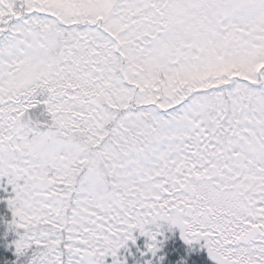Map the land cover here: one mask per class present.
Segmentation results:
<instances>
[{"label":"snow or ice","instance_id":"obj_1","mask_svg":"<svg viewBox=\"0 0 264 264\" xmlns=\"http://www.w3.org/2000/svg\"><path fill=\"white\" fill-rule=\"evenodd\" d=\"M194 245L264 264V0H0V264Z\"/></svg>","mask_w":264,"mask_h":264},{"label":"trees","instance_id":"obj_2","mask_svg":"<svg viewBox=\"0 0 264 264\" xmlns=\"http://www.w3.org/2000/svg\"><path fill=\"white\" fill-rule=\"evenodd\" d=\"M170 238L171 240H174L177 245L181 244L178 230H173V233L170 234ZM194 247L198 249V256L201 260V264H212V261L207 257L206 249L200 248L199 245H194ZM120 252L123 256L125 257L128 256V252L125 249H121ZM136 255L139 256V253H136ZM128 259H129V264H132V257H128ZM107 260H108V264H110V258H107Z\"/></svg>","mask_w":264,"mask_h":264}]
</instances>
